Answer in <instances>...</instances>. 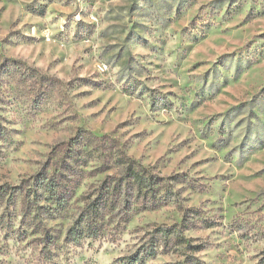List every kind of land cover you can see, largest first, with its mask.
<instances>
[{
    "label": "rangeland",
    "instance_id": "1",
    "mask_svg": "<svg viewBox=\"0 0 264 264\" xmlns=\"http://www.w3.org/2000/svg\"><path fill=\"white\" fill-rule=\"evenodd\" d=\"M80 132L177 177V197L75 241L106 177L91 161L65 206L41 189L26 210L17 187ZM2 187L0 264H124L175 226L186 242L145 264H264V0H0Z\"/></svg>",
    "mask_w": 264,
    "mask_h": 264
},
{
    "label": "trees",
    "instance_id": "2",
    "mask_svg": "<svg viewBox=\"0 0 264 264\" xmlns=\"http://www.w3.org/2000/svg\"><path fill=\"white\" fill-rule=\"evenodd\" d=\"M80 133L72 146L66 145L58 168L52 174L41 173L17 187V190L25 192L23 201L26 210L30 211L34 201L40 200L41 189L54 196L57 206H65L73 195L79 175L84 172L81 166L91 161H95L98 166L87 173L94 177L106 174V177L87 197L81 220L70 231L75 241L101 239L106 220L113 217L115 212L121 211L127 219L136 212L160 209L177 197L173 187V182H178L177 177L165 178L154 173L142 162L131 158L124 145L112 136L94 137ZM6 196L7 192L3 187L0 188V198ZM15 197L17 195L11 194L10 204ZM184 221H188L187 215ZM175 228L177 226L156 229V234L150 235V239L135 254L127 257L124 264H145L148 259L156 257L162 247L160 238L175 236L178 242H186L184 230L180 229L176 233Z\"/></svg>",
    "mask_w": 264,
    "mask_h": 264
}]
</instances>
